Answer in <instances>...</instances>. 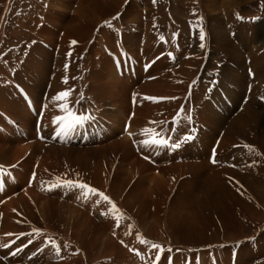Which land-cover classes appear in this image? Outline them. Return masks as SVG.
<instances>
[{"label": "rangeland", "instance_id": "obj_1", "mask_svg": "<svg viewBox=\"0 0 264 264\" xmlns=\"http://www.w3.org/2000/svg\"><path fill=\"white\" fill-rule=\"evenodd\" d=\"M96 1L97 0H92V2L94 3ZM222 1L223 0H219V4H221ZM47 2L48 0H0V25H1V22L3 21L2 19H4V23H3L4 35L0 42V61L3 55L10 52L11 50H17L23 44V42L27 40L30 28L34 27L35 21L38 20V18H39V21L41 20V16H38L40 14V6L43 4H46ZM69 2L70 4L72 2L76 3L77 0H69ZM120 2H122L124 8H127L128 6H130V4L134 5L138 3L136 6L139 8V11L141 13L138 14L139 13L138 12L137 14H133L134 17L136 16V19H133V21H129V22H127L126 19H124L125 16H127L124 12H120V13L118 12V13L113 14L114 16L112 15L111 18H108L109 20L104 19V21L111 22L110 20H113L115 18L114 20L119 19L120 23H123V24H120L119 22H117V25L115 26V25H111V23L105 24V22L103 21L104 23L102 22L99 27L100 29H104L105 34L104 35L102 34L103 37L97 36V34H95L94 38L89 39L87 41V46L88 45L91 46L94 43V45H96V47L98 46L99 48L101 47V44H99L101 42H98L97 40H99L101 37H102L101 38L102 41L104 40L103 38H105V41L107 40L106 41L107 44H105L106 46H104L105 53L103 55V59H104L105 64L103 66H101V60H97L96 59L97 56L96 58L94 57L95 55L93 53L94 48H95L94 46L92 48L93 51H91L89 48H84L82 50L80 49L81 52L79 51V54H78L79 56L74 55L75 60L78 59L80 63L77 65V67L75 65H72L73 68L71 70H67L64 67L62 68V66H60L61 68H58L59 65L55 66L56 64L50 65L48 69H45V72H47V74L49 73L48 78L46 77L47 78L46 88L48 89V91L51 90L50 96L52 95L50 98V102L52 103H50L48 107L50 106L51 110L57 107L58 110L56 108L55 110H57L58 112L57 111L56 112L59 113L60 115H64L61 111H59V108L57 105L63 102L58 101V103L55 104V102L52 100V97L53 96L55 97V94L56 95L58 94L56 90H59L60 89L59 87H66L72 82H78L79 80L83 79L82 81L85 80L84 81L85 83L83 82L84 90H80L82 91L81 93L79 90L76 91L77 94L79 95H76V92L74 93V97L76 98V100L82 101L83 105H81L82 109L80 110L82 111L87 110V112L91 113L92 109L96 107V104H93L92 102L93 100L90 99V96L93 97V95H95V98H94L95 100L96 98L99 97V94H101V98H102L101 104L103 103L104 100L106 99L109 100L110 95H112V98L114 99V101H120V98L123 97L125 98L126 107L128 106V104H130V107H132V110H133L135 101H136V104H137L136 107L140 108L138 113L136 114V111L134 112V110L133 111L130 110L129 112L125 113V118L123 120V118L119 117L121 115H117L120 113L121 108L118 109L114 107H109V105L105 106L103 104L102 105L100 104L102 109H103V106H105L104 108H106L105 111H103V117L100 116V113L99 115H96L97 118L95 117V115L91 114L92 116L91 120L86 121L82 126H78L74 131L69 132L67 135H62L59 137L56 136V133H55V129L58 128V124L53 123L54 119H50V121H52L51 123L54 126L49 124L48 125L49 129H47L48 127L46 125L48 123L46 121L43 122L41 118L40 127L42 130H40L39 128L35 129L36 134L34 138H33V129L29 131L25 130V128L20 126L21 124L18 123L9 114V116H11L12 118L10 119V124H7L5 130H8L10 127V132L8 134L11 133V136H12V132H15V129L17 128L21 135V138L23 139L32 138L33 141L35 138L42 140V131H43V134H44L43 140L39 142L46 143L47 146L53 143L57 145L59 143L64 144V145H70L68 144V141L66 140L68 136L76 137L79 140V142L78 140L76 142L79 144L81 142L80 140L83 138L84 139L83 144H84L85 143L84 136L89 134L87 137V140H88L87 143H89V146L88 148H86V149H89V151H93V150L101 151L102 147H105L108 145L106 147V150L110 155L109 157L105 159L104 158L101 159V161H103L104 164L106 163L105 165H103L106 168V171H108V169L110 168H117V167L122 168L123 165L125 164V169L127 167V170L130 166H133L129 168L130 171L132 172L134 167H135V170H139V168L142 167L141 161L143 162L145 161V163L149 164L153 168H155L156 166L160 167L158 160L164 159L162 156H165V157H169V160L161 163L162 167L164 165L165 166L170 165L171 162L172 164H181V163H189V162L193 163L195 161L194 163L197 162V163L203 164L204 166H209L212 169V171L214 170V171L219 172L220 170L222 171L228 170V172L226 171L227 172L226 174L230 173L231 171L229 169H224V168H228L230 166H232V168L234 167L233 162H231L233 160L232 158H233L234 153L230 150V148L228 149V151L221 150L224 146L223 143L221 142V137H222L224 130L226 129L227 124L226 126L224 123L219 124V126L223 125L224 127L220 128L218 132L216 131H215L216 133L214 132V134L216 135L213 136L212 143L209 146L210 149L207 155L204 157V154L201 153L203 152V146L205 147L206 145L205 140H203V134L208 130L207 126L209 125L206 126L203 123V121L200 119V117L196 114L197 112H196L195 106L197 104L200 105V103L204 105L206 101L200 102L201 96H202V99L205 100L207 99L205 95L208 94L210 96L208 100H211V103H212L211 106L215 109L216 112L217 111L219 112L218 115L228 118L229 119L228 121H230L231 119L232 120L238 119L234 117H238L239 113H241L242 115H245L243 114L244 112L243 105L246 103L252 104L254 102V103H259L260 105H264V92L261 94L262 95L261 98L260 97L257 98L258 100L257 99L252 100L250 98L253 85L256 84V83L250 82L252 79L254 80V73H253L254 70L253 69L251 70L249 67L248 69H246V71L240 70V69L239 70L236 69L234 71V72L238 71L239 73H242V74L247 72L246 75L248 79L247 83L245 84L246 90L244 88V91L246 92H243L242 94V97L243 96L244 97L241 100V104L236 105L235 108L233 107V104L225 96H229V98L231 99L234 93L241 94V92H238L237 88H240L243 82L239 78H237L239 85L235 84L232 86V84L228 83L229 84L228 85L225 81L220 82L221 78L219 76V72H220L219 67L221 66V63L223 61H221V58L219 57L220 54L218 52H214L212 57L215 56V60L211 61L213 63L211 65V68L213 69L212 71L213 72L216 71V74L214 75L210 73L209 75H207L206 73L207 71H204L203 74L199 72L196 78L190 79V80L188 79L189 84H187V87L183 89L184 91L183 90L179 91L176 89V91L175 90L172 91V92H175V94L166 96L167 93H169V88L163 87L161 94H157V93L152 94L149 92H147L146 95L144 94L145 96H143V98L145 97L157 98L155 101H153L149 99H141L139 98V96H136L140 93L136 91L135 87L143 85V81H142L143 78L140 75H138L139 70L147 69V73H148L150 67L156 61H160L161 66H163L164 68H168L166 74L169 73L170 75H172L170 71L178 69L182 61V60L181 61L179 60V66H177V62H178L176 61L178 58V56L176 55L177 54L176 51H178L177 49L179 48L183 50L184 55H185V58L183 59V62H184V60L188 58L189 49L197 37L195 39H191V38L195 34H199V29L201 27L204 30V26L206 25V22L204 23V21L208 16L214 17L215 23L211 21L210 24H212L213 29L216 30L215 33L213 34V37L215 38V43L217 45L216 47H219L220 44H223L222 33H219L221 32V29L219 26L221 25V23L223 22L226 23V21H229L230 26L233 27L235 20H230L232 18H238V22L234 28L233 36H236L238 34L240 35V38L235 40V44H234V41L230 42L228 45V48L245 49V48H248L250 45H252L253 41L256 43L259 40L260 41L258 42V44L264 47V40L260 39L261 36L264 35V32L262 31V29L264 28V0H231L229 4L232 2V5H231L232 7H229V8H231L232 13L230 14L229 18L227 17L226 20L221 19L222 15L226 16V14L223 13V8H224L223 6L222 8L217 7L219 8L217 10L218 14L209 15L207 12H211V11L207 10L204 7H201L197 0H155V3H153V0H127V2L126 0H120ZM148 6H150V9L152 10L151 14H149V17L152 20V24H151V26L153 25L152 31L154 32V34L156 33L155 34L156 38L161 40L165 44H167L171 39L176 40V42L174 41L176 45L168 49L169 50L168 53L159 52L157 53V55L154 56V48H155L154 42L155 41L154 40L152 41L151 39H149V42H146V39L145 41L143 40V36H142L143 34H139L138 30L134 31L136 29V26L138 25V22L145 21L144 19L145 11H143V9L146 10ZM40 23L41 21L39 22V25ZM128 23H131V26H128L131 33H127L123 30V27L128 25ZM207 23H209V21ZM37 25L38 24H36V26ZM193 28L194 30H196L195 34L192 33ZM63 33H64V30L59 29V32L57 33L58 40L59 38H61ZM46 35L47 34H44L41 37H46ZM106 35L109 38H107ZM1 36L2 34H1V26H0V38ZM178 40L182 41L181 44L178 43ZM70 41L73 42L72 39ZM177 45L181 47H178ZM59 46H62L61 40L57 42L56 45L51 44L50 46H48V44L44 43V47L41 50H48V51L54 52L55 54L60 49ZM84 46L85 44L83 42L81 47H84ZM38 47H40V43L34 46V48H38ZM210 48H212V45L210 46ZM209 50H212V49H209ZM149 51H152L153 53H150V55L146 56V52H149ZM17 52H19V50ZM170 53L171 55H169ZM263 53H264V50L260 51L261 55H264ZM24 55H21V58L18 59L19 61L16 60V62L15 61L11 63L9 62L4 65V67L9 66L12 70H15V72H13L11 75L13 76L16 75L19 68H22V66L25 64H28V66L29 64L33 65V60H31L30 58H26ZM165 55L167 59L166 66L164 65ZM244 55H246V52H244ZM74 56L72 57V60H74ZM87 56H90V57H87ZM60 58H61V55H60ZM242 59H244L245 61L247 60V58L243 56H242ZM51 62L53 63V60H51ZM34 64L36 65V63ZM19 65H21V67ZM87 66H89V68H87ZM90 66L92 67V69ZM230 66H232V63H230ZM55 67L58 70L60 69L61 71L60 70L57 71ZM27 71L29 72L28 68L25 70V72H21L22 78L20 77L18 82L16 83L15 92L13 95L19 96L21 98V102L25 104V107L27 108L28 111L29 109H28L26 102L28 100L30 101V104L33 110H34L33 104L35 103L36 104L35 107L37 110L35 109L34 112L35 111H38L37 113L41 112L42 114L41 116L43 117L44 109L47 106L44 108V106H41L37 102H34L32 99L33 94L30 93V90L29 89L27 90L23 86L24 83H22L24 77L29 76L28 78L29 79L31 78L32 80L30 79V81L33 83L31 85L32 87L30 88H33L34 84L37 81L38 75H36V73L40 70L30 71L32 73L31 75H28L29 73ZM51 71L55 73H52ZM91 73L95 74L94 75L95 76L94 78L95 86L92 88V92L90 90L91 89L90 88ZM111 75L113 76L110 77ZM150 75L151 76H148L147 80H149L150 83L152 82V84L154 83L153 87L157 88L159 82L156 80L161 78L159 74V70H157L155 73H153V70H152ZM79 76L80 78L82 77L83 78L80 79ZM233 76H234L233 74L229 76V78H231V81L228 80L229 82L235 81L233 80ZM103 78L104 79L107 78V79L104 80ZM173 80L172 81L175 83V85L177 83H178L177 85H179V82L180 84H182L183 82L181 81H183L184 79L181 78L180 80L179 79H173ZM200 81L203 84L202 89H201L202 91L201 96H200V93L198 92ZM162 82H163V79L161 80V83L159 84L160 86ZM135 83L136 85H134ZM96 86L98 88L97 91H95ZM123 87H125V89L128 88L129 91H126ZM0 89H5V88L2 87ZM104 89L106 92L103 91ZM213 90H215V92L217 93L216 96L222 99L221 101L225 103L224 107L230 108L229 112H227L226 109L222 110L223 108L221 109V104L219 103L217 104L216 100L213 99L211 95ZM53 92H54V95H53ZM61 92H65V91H61ZM178 92L181 94H178ZM195 92H197V95H195L197 100L196 98L194 99L193 97V94ZM127 93L130 95L128 96ZM159 93H160V90H159ZM122 94L123 95L126 94L127 96H122ZM43 96L46 97V93H44ZM133 97H135V100L133 99ZM5 99L6 98L3 97V100L1 99L0 102H3ZM131 100L134 101V104H132ZM69 102L70 101L68 100V103ZM89 102H90V107H87V104ZM238 102L240 103V100H238ZM52 104H54V107ZM9 105H10L8 106L9 108H7L6 106L0 104V109H3L6 112H9L11 107H13V102L9 103ZM161 105L163 106L161 107ZM181 109L183 110L181 111ZM55 110H53V112L51 111L52 115L54 114L56 116L59 115V114H56ZM140 111L144 113L142 114L140 113ZM29 113L31 115H35V114H32L30 111ZM2 114L3 112L0 111V117L2 116ZM114 115L116 116L114 117ZM132 116H135L137 121L134 125L128 127V121L132 118ZM115 118L116 119L119 118V120L123 121V123L119 120H116ZM261 118H262V115H260L259 117L253 116L248 120L250 121V124H248V126H250L253 131L252 138L248 140L252 142L248 144L249 146L253 147V143L257 144V142L264 143V127L262 126V123H261V122H264V120H262ZM0 120L4 124L3 119L0 118ZM153 121H155L156 123H151ZM12 125H15V126L13 127ZM51 126L53 127V129ZM126 127H127V131L125 130ZM145 128L156 129L157 132H160L162 130L163 135L166 138H170L169 144L167 146H160V147H153V148L143 147L139 143V141L145 138H150V137H147L141 134V130ZM172 129H175V131H172ZM47 130L49 131L47 132ZM202 130H204L203 133H202ZM126 132L127 134H125ZM129 132L131 133L133 132V135L130 136ZM8 134L7 132L4 131V129L0 130V140H4L8 136ZM14 136L15 138H17L15 134ZM185 136H190L191 139H188L187 141H185L183 139ZM117 141L119 142L118 144L116 143ZM23 142H27V140ZM124 142L125 143L127 142V147H124ZM173 142L179 143L180 147L173 148L172 147ZM14 144H16V142H14ZM79 144L78 145L75 144V147H77V149L74 151L75 157L77 155L76 153L79 152L78 151L79 148L83 149L81 147L84 146V145L83 146L81 145V147H79L80 146ZM110 145L112 146L110 147ZM207 145H208V142H207ZM244 146L246 147V144ZM112 147L113 149H111ZM237 147L239 151H241V149L243 148V145L242 144L233 145V149L236 150ZM246 148L249 149L248 147ZM188 149H195L194 151H196L195 152L196 157L193 158L190 156V158H186L185 154L183 153L184 151ZM146 156L148 157V159H145ZM87 157L88 156H86L85 160H87ZM136 157L138 158V160ZM94 158H95V155H94ZM213 158L217 161L216 163L212 162ZM106 160L108 161L106 162ZM36 161L38 160H34V161L31 160L29 169L27 170L25 174V177L26 176L29 177L26 185H30L33 180L32 179L33 176L31 177L30 171L32 170L33 167L36 168L35 166L37 165ZM55 161H56L55 167L48 168L47 166H45V168H42V170L44 169L45 175L43 174L40 177H53V179L55 180H57V178L59 177L61 181L72 180V181L84 182L88 184L89 186H91L89 182V179L91 181V179L93 178L91 176H89V179L88 177L86 179L85 176L81 177L82 180L73 179V177L75 176H71V174L73 173L75 174V172L68 171L65 165V163L68 161V155L65 152H60L56 154ZM254 162L257 166L264 163V149L262 146H261L259 155L254 158ZM20 163L21 162H19L18 160L17 162L11 165L13 166L15 164L17 167H19L18 165ZM94 163H97V162H94ZM69 164H70L69 168L76 167L75 160H71ZM12 166L11 168L10 167L6 168L5 166H3L2 169H6V170L0 172L2 175V178L6 177L5 179H7L9 176L11 177L10 182H4V181H2V183L0 182V195H4L7 193L6 184L8 183L11 186V189H14L17 187V182L19 179V177L17 176H20V173L23 171H20V168L18 170L17 167H12ZM239 169H242V168H239ZM206 170L209 171V169L205 168L204 171ZM233 170L237 173V175H234L232 173L233 176H231V174L226 176L225 174L223 175V173L222 174L218 173L221 176L218 178H220L221 185H222V193L225 194V196L222 202L223 205L221 209L214 213L210 221L198 219V217H196V214H194L190 210V208H188L187 204H185V202L183 201V198L186 196L188 189L181 191L184 194L183 197H180V193L176 192L177 191L176 187L179 185V182H181V180L184 179L183 177L184 175L177 176V174L176 175L174 174L173 175L175 179L174 181L164 180L163 181L164 184L162 185L163 190L167 192L168 188L172 189V192H170L169 194V198H167L166 200L167 202L165 201L162 207H160V210L157 211L155 214H153L152 217L148 218L147 216L145 220L138 223V226L135 227V232H134V235L136 237L133 239L131 238L132 236L130 237V235L132 234V231L129 228L130 223L128 224V222H130V218H129L130 215L125 209L120 208L116 199L112 198V196L109 195L105 190L98 189L101 192L104 191L103 193L109 196L119 209V212L115 214L114 218L111 212V206L107 202H104V201L97 202L99 199L98 197H96L97 200L90 201L88 200V197L92 195H89L85 199L80 192L81 190L78 188H74V189L68 188L67 191L62 192L61 194L65 196L67 193H73V194L75 193L77 195V198H80V199H77L78 203H76V206L74 207L75 211L79 213H83V215L87 214L88 215L87 217L90 218L91 221H93V218H96V220L97 218L98 220H102L106 218H108L109 220H113L112 225L109 230L110 232L109 234L113 238H116V241H118L115 244L116 248L113 250V253L117 255L116 256L117 258H119L118 262L116 261L114 262V259H113L112 260L113 264H121L120 262H126V261L128 263L129 261H133V260H136V261L138 260L136 264H153L157 250L153 249L151 252H149L151 243L161 245L163 248V252L160 254L159 264H182V263L183 264H244L248 261L257 259L258 257H264V248L261 247V249H257L258 244L261 243V240L264 241V195L261 198V200H259L258 197H256L254 194L256 193L255 191L256 187L261 190L262 184L264 185V177H257V179H255V177H247V175L243 172L238 173L236 167H234ZM143 173H144L143 174L144 176L146 172L144 171ZM103 175L104 174H101V176ZM30 178L31 180L29 181ZM19 185L21 184L19 183ZM148 185L150 184L148 183ZM175 185L177 186L175 187ZM40 186H42V184ZM192 187L193 186H191V188ZM93 188L96 189V187L94 186ZM126 188L128 190L130 188V185L127 186ZM192 189L194 193H192L191 191L188 193L194 195L195 188H192ZM197 192H198L197 195L199 196L202 194L199 192L198 189H197ZM18 193H21V189L17 191V194ZM174 193H178V194L173 195ZM149 195H151V192L148 191V195H146L147 197H145V203L147 207L146 210H149V213L151 212L154 213L155 211L154 207H156L157 204L153 203L152 201L153 198H150V199L148 198ZM157 196L159 197V195ZM59 197H61V195H59ZM200 197H203V196H200ZM171 199L172 201L169 202ZM4 200L5 199L0 201V204L4 202ZM150 200L152 203L150 202ZM133 201L134 200L131 198L128 202L133 203ZM120 202H122V199ZM148 202L151 205H149ZM134 204L135 202L133 203V205ZM133 205L131 206V212L134 209L139 213V215H137L138 217L136 216V218H138L137 220L139 221L141 220L142 216L145 215V212H144L145 210L141 209L139 211V208L141 207V205L139 206V208H138V205H134V206ZM105 207L106 208L108 207V208L106 209ZM224 208L225 210L222 211V209ZM136 211H134L135 215L137 213ZM102 212L108 213V214L102 215L101 214ZM117 215L120 217L119 218L120 229L119 227L116 226ZM41 216H42L41 213L39 214L38 212L37 217L40 220L44 221ZM64 218H68L67 215ZM202 221H206L205 225L210 223L211 226L200 225V222ZM25 223L26 221H21L20 223L16 224V226L22 225ZM7 225H8L7 223H4L3 228L1 227L0 230L3 232L5 237L10 239L6 242L7 243L6 245H10V246L2 247V248L4 249V252L10 249H12L13 251L11 250L7 254H3L4 252L0 254V260H2L4 264H14L15 262H19V263L24 262V256H26L29 259V261H32L33 264L34 263L37 264V262L38 264H44L46 262V261L44 262V259H45L44 253L48 249L50 251L49 256L51 257L52 263L53 261L58 262L59 260H61V256H60L62 252L61 246L64 247L65 249L67 247V244H69L65 241L61 242L62 238H64L65 240L69 239L65 234L56 235L55 237H52L50 235L47 236V232L45 231V229L40 226H39L40 228H36V229L42 230V234H38L34 232L33 231L34 229H31L30 231L28 230L25 232H23L24 230L12 231L11 228L7 227ZM141 226H143V230H141L140 228ZM113 229L117 230L118 232L113 231ZM127 229L130 230L131 234L125 237L127 233ZM146 229H150V232L152 233L151 237H148ZM138 231L141 233H139ZM114 232H115V235H113ZM28 233H31V235H27ZM7 234H12V235H7ZM137 234H139V236ZM12 236H15L14 239ZM140 237H142L143 239H146L149 243L143 244V243L138 242ZM17 238L18 240L16 241ZM27 238L28 240H31L32 242L31 243H29V241L26 242ZM49 238H51V240L55 241V243L59 245L60 247L59 254L56 253L55 247H53L51 244L48 243ZM126 238H130V239L126 240ZM20 240H23V241L19 243ZM13 241L15 242L13 243ZM121 241H123V244H121ZM25 245H28V246L24 247ZM253 247L256 248L257 251L247 254L248 250ZM16 248H22V251L17 252ZM130 249H133L134 251H130ZM169 249H171V251H169ZM13 252H15L16 254L12 255ZM137 252H139L140 255H137ZM23 254L24 256H22ZM16 255L18 257H16ZM34 256L38 257L39 260L37 262H34L37 260L36 257ZM141 256H143L144 258L141 259ZM208 258L210 259L208 260ZM96 260L97 259H95V262ZM108 261L110 260L108 259ZM257 261H261V259ZM45 264H48V263L46 262Z\"/></svg>", "mask_w": 264, "mask_h": 264}, {"label": "bare ground", "instance_id": "obj_2", "mask_svg": "<svg viewBox=\"0 0 264 264\" xmlns=\"http://www.w3.org/2000/svg\"><path fill=\"white\" fill-rule=\"evenodd\" d=\"M197 1L201 7H204L207 10L211 11V12H207L209 15L218 14L217 10L219 8H217V7L222 8V6H223L224 7L223 13H225L226 16L222 15V17H221L222 20H226L227 17L229 18L230 14L232 13L231 8H229V7H232L231 5H232L233 1L229 4V2L231 0H223L221 4H219V0H197ZM74 2H72L70 4L69 0H48V2L46 4L41 5L40 6V14L38 15V16H41L40 25H39L40 21L38 18V20L35 21L34 27L30 28L27 40L24 41L23 44L17 50H11L10 52L3 55L1 58V61H0V88H2V87L5 88V89H0V100L1 99L3 100V97L6 98L3 102H0V104L9 108L8 107V106H10L9 103L13 102V107H11L10 110L8 109L9 112H6L3 109H0V111H2L3 114H7V115L10 114L18 123L21 124L20 126L25 128V130L29 131V130L33 129V138L35 137V134H36L35 129H37V124H39L38 128L40 130H42L40 127L41 126V119H40V121L39 120L37 121L38 116L42 115V114H41V112L37 113L38 111L34 112V110L36 109V107H35L36 104L35 103L33 104V107H34V110H33L31 107L30 101L28 100L26 102L28 109L32 114H35V115H31L29 113V111L27 110V108L25 107V104L21 102V98L19 96L13 95L15 92L16 83L18 82L19 78L22 76L21 72H25V70L28 68L29 69V72L27 71L29 73L28 75H31L32 73L30 71L40 70L36 73V75H38V76H37V81L34 84L33 88H30V87H32L31 85L33 83L30 81L31 78L30 79L28 78L29 76H26V77L23 76L24 79H23L22 83H24L23 86L27 90L29 89L30 93L33 94L32 99L34 102H37L39 105L44 106V108L47 106L44 109L43 117L41 116V118H42L43 122L46 121L48 123V124L46 123L47 124L46 126L48 127L47 129H49L48 125L49 124L53 125L51 123L52 121H50V119H54L53 116L55 115L54 113H53L54 115H52V112H53V110H55V108L57 109V107H55L53 110L50 109V106L48 107V105H50V103H52V102H50V98L52 95L50 96L51 90L48 91V89L46 88V83H47L46 80L49 76V73L47 74V72H45V69H48L50 65L56 64L55 66L59 65L58 68H61L60 66H62V68L64 67L67 70H71L73 68L72 65H75L77 67V65L80 63L78 61V59L75 60V56L79 54L80 49L82 50L84 48H89L91 51H93L92 48L94 46H95L94 51H93V53L95 54L94 57L96 58V56H97L96 59L101 60V66H103L105 64L104 59H103V55L105 53L104 52L105 51L104 46H106L105 44H107V42H106L107 40L105 41V38H103L104 40L102 41V39H101L103 37V35L105 34V32H104V29L99 28L100 24L104 21V19L109 20L108 18H111V16L113 14L118 13V12L119 13L124 12L127 15L124 18V19H126L127 22L133 21V19H136V16L134 17L133 14H137L138 12H139L138 14L141 13L139 11V8L136 6L138 3L134 4V5L130 4V6H128L127 8H124L123 4H122V2H120V0H97L95 3L92 2V0H77L76 3H74ZM90 6H91V8H90ZM143 11H145V14H144L145 21L144 22H138V25L136 26V29L134 31L138 30L139 34H143L142 35L143 40L145 41V39H146V42H149V39H151L152 41L153 40L155 41L154 42V47H155L154 48V56L157 55V53H159V52H161V53L167 52L168 53V51H169L168 49H170L176 45L175 44L176 40L171 39L167 44H165L161 40L157 39L155 36L156 33L154 34V32L152 31L153 30L152 29L153 25L151 26L152 20L149 17V14H151V12H152V10L150 9V6H148L146 8V10L143 9ZM2 20L3 21L1 22V25H0L1 26V34H2V36L0 38V42H1L2 37L4 35V25H3L4 19H2ZM230 20H235L233 27L230 26L229 21H226V23L223 22L219 26L221 29V32H219V33H222V39H223V44H220L219 47H216L217 45L215 43V38L213 37V34L215 33L216 30H214L212 24H210L211 21L215 23L213 16H208L204 21V23L206 22V25L204 26L205 39L203 42L200 41L199 34H195L196 30H194V28H193L192 33L195 35L191 39H195L196 37L197 38L192 43V45L189 49V52H188L189 53L188 58H186V60H184V62H183V59L185 58V55H184L183 50L179 49V48L177 49L178 50V51H176V53H177L176 55L178 56V58L176 60V61H178L177 66H179V60L180 61L182 60V61H181V65L178 67V69L174 68L175 70L170 71L172 75H170L169 73L166 74L168 68H164L163 66H161L160 61H156L150 67L148 73H147V69L146 70H142V69L139 70L138 75H140L143 78V80H142L143 85L135 87L136 91L138 93H140L136 96H139V98L144 99L143 96H145L147 92L152 93V94H155V93L161 94L163 87L169 88V93H167L166 96L173 95V94H175V92H172V91H174V90L176 91V89L180 91V90H183L184 88H186L187 84H189L188 79L190 80V79L196 78L198 76L199 72L201 74H203L204 71H207L206 72L207 75H209L210 73L215 75L216 71H214V72L212 71L213 69L211 68V65L213 63L211 61L215 60V56L212 57L214 52H218L220 54L219 57L221 58V61H223L221 63V66L219 67V71H220L219 76L221 78L220 82L225 81L227 84L228 83L232 84V86L235 84H238L237 78L241 79V81L243 82L242 86L240 88H237L238 92H241V94L234 93L232 95L231 99L229 98V96H225L233 104V107L235 108L236 105L241 104V100L244 97V96L242 97V94H243V92H246V91H244L245 84L248 81L247 75H246L247 72H245L243 74L239 73L238 71L234 72L236 69L246 71V69H248L250 67L251 70L252 69L254 70V72H253L254 73V80L252 79L250 82L256 83V84L253 85L250 98L252 100L257 99L258 97L261 98L262 97L261 94L264 92V86H263L264 85V55H261L262 53L260 54V51L264 50V47H262L258 44V42L260 41L259 40L256 43L253 41V44L250 45L248 48H245V49L228 48V45L230 42L234 41V44H235V40L240 38V35H238V34L236 36H233L234 28L238 22V18H232ZM110 21H111L110 22L111 25H115V26L117 25V22L120 23L119 19H116V20L113 19ZM126 21H125V23H126ZM208 21H209V23H207ZM36 24H38V25L36 26ZM120 24H123V23H120ZM128 26H131V23H128V25L123 27V30L127 33H131ZM256 26H258V25H256ZM59 29H61V30L63 29L64 33L61 36V38H59V40H58L57 33L59 32ZM155 31H156V29H155ZM262 31L264 32V28L262 29ZM44 34H47L46 37H41ZM95 34H97V36H102L99 40H97L98 42H101V43H99V44H101V47H99V48H98V46L96 47V45H94V43L91 46H89V45L87 46V41L89 39L94 38ZM148 37H150V38H148ZM107 38H109V37L107 36ZM71 39L73 41H75L76 43H72V41H70ZM260 39L264 40V35H262ZM60 40H61L62 46H59L60 49L58 50L57 53L54 54V52H51L48 50H41L44 47V43L48 44V46H50L51 44L56 45V43L59 42ZM83 42H84L85 46L81 47ZM181 42H182L181 40L180 41L178 40L179 44H181ZM39 43H40V47L34 48V46L36 44H39ZM201 43H203L205 45L204 49H202L200 47ZM211 45H212V48H210ZM178 47H181V46H178ZM130 48H132V47H130ZM209 49H212V50H209ZM18 50H19V52H17ZM244 52H246V55H244ZM150 53H153V52L152 51L146 52V56L150 55ZM21 55H24L26 58H30L31 60H33V65L32 64H29V66H28V64L23 65L22 68H19L16 75L13 76L11 74L13 72H15V70H12L9 66L4 67V65L6 63H9V62L10 63L14 62V61L16 62V60L21 58ZM60 55H61V58H60ZM73 56H74V60H72ZM242 56L246 57L247 60L245 61L244 59H242ZM87 57H90V56H87ZM206 57H207V59H206ZM59 58H60V60H59ZM78 58H80V57H78ZM156 58H158V57H156ZM84 59H85V57H84ZM51 60H53V63L51 62ZM166 62H167V59H166V55H165L164 56V65L165 66L167 65ZM34 63H36V65ZM230 63H232V66H230ZM87 64H88V62H87ZM19 66L21 67V65H19ZM15 67H17V66H15ZM96 67H98V66H96ZM87 68H89V66H87ZM91 69H92V67H91ZM258 69H260V70H258ZM56 70L59 71L60 69L58 70L56 68ZM152 70H153V73H155L157 70H159V74L161 77L160 79L156 80L159 82L157 88L153 87L154 83L152 84V82L150 83V81L147 80L148 76H151L150 73L152 72ZM94 72H96V71H94ZM52 73H55V72H52ZM76 73H78V72H76ZM231 74L234 75L233 76V80H235L234 82L228 81V80L231 81V78H229V76H231ZM94 75L95 74H93V73H91V75H90V88H91L90 90H91V92H92V88L95 86L94 85V78H95ZM112 76L113 75H111L110 77H112ZM79 78H80V76H79ZM82 78H80V79H82ZM181 78L184 79L181 82H183L185 84H183V83L180 84V82H179V85H177L178 83L175 85V83L173 82L175 80H173V79H179L180 80ZM105 79H107V78H105ZM162 79H163V82L160 86L159 84L161 83ZM82 80H79L78 82H72L69 85H67L66 87H59L60 89L56 90L57 93H61V91L71 90V96L67 98V100L70 101L68 104H69V106L74 105L77 113L82 112V110H80V109H82L81 105H83V104H82L81 100H79V103L76 102L77 100L74 97V93L78 90L79 91L84 90L83 85L85 83L84 82L85 80L84 81H82ZM108 80H110V79H108ZM96 82H97V80H96ZM175 82H177V81H175ZM134 85H136V83ZM202 86H203V84L200 81L199 82V90H198V92L200 93V96L202 95V91H201ZM215 87H217V86H215ZM123 88L125 89V87H123ZM213 88H214V86H213ZM97 90H98V88L96 86L95 91H97ZM125 90L129 91L128 88H126ZM132 90H133V88H132ZM159 90H160V93H159ZM215 90H213V92L211 94L213 99L216 100L217 104L218 103L221 104V109L223 108L222 110L226 109L227 112H229L230 108L224 107L225 103L223 101H221L222 99H220L216 96L217 93L215 92ZM245 90H246V88H245ZM103 91L106 92L105 89ZM81 92L82 91H80V93ZM209 92H210V90H209ZM44 93H46V97L43 96ZM178 94H181V93L178 92ZM53 95H54V92H53ZM76 95H79V94H77V92H76ZM127 95L129 96L130 94L127 93ZM127 95L122 94V96H127ZM184 95H185V93H184ZM195 95H197V92H195L193 94L194 99L196 98ZM55 96H56V94H55ZM205 96L207 99L203 100L202 96H201L200 102L206 101V103L204 105L200 103V105L197 104L195 106L196 112H197L196 114L200 117V119L203 121V123L206 126L209 125V126H207L208 130L203 134V140H205L206 145H205V147L203 146V152H201V153L204 154V157L207 155V153L210 149L209 146L213 140V136L216 135V134H214V132L215 131L218 132V130L220 128L224 127L223 125L219 126V124L224 123L225 126L227 124L226 129L224 130L222 137H221V142L224 145L221 150L228 151V149L230 148V150L234 153L233 158H232L233 160L231 162H233V166L237 168L238 173L243 172L247 175V177H255V179H257V177H264V163L257 166L254 162V158L257 157L260 153L261 146L264 149V143L263 142H259V143L257 142V144L253 143V147L251 148V150L247 149L244 146L245 144L248 145V144L252 143V142L248 141L253 136V131H252L251 127L248 126V124H250V121H248V120L253 116L259 117L260 115H262L261 119L264 120V105H260L259 103H254V102L252 104L246 103L247 105L246 104L243 105V111H244L243 114H245V115H242L241 113H239L238 117H234V118H238V119H236V120L231 119L232 121L231 120L228 121L229 120L228 118H225V117L218 115L219 112L218 111L216 112L215 109L211 106V104H212L211 100H208L210 98V96L208 94H206ZM94 98H95V95H93V97L90 96V99L93 100L92 102H93V104H96V107L94 108L95 110L92 109V111L91 110L90 111H91V114L95 115L96 118H97L96 115H99V113H100V116L103 117V111H105L106 108H104V107L106 105H109V107H114V108H118V109L121 108L120 113L117 115H121L119 117L123 118V120L125 118V113L132 110V107H130V104H128V106L126 107L125 98H123V97L120 98V101H114V99L112 98V95H110V98H112V99L109 98V100L106 99L103 101L102 104L105 105V106H103V109L101 108V105H102L101 104V100H102L101 94H99V97L96 98L95 100H94ZM133 99L135 100V97H133ZM196 100H197V98H196ZM238 100H240V103L238 102ZM85 101H86V99H85ZM131 101H132V104H134V101L133 100H131ZM188 101H189V99H188ZM56 103H58V102H55V104ZM196 103H198V102H196ZM52 105L54 107V104H52ZM136 105L137 104L135 101V105H134L133 110H134V112L136 111V114H137L140 108L136 107ZM162 106L163 105H161V107ZM87 107H90V102L87 104ZM32 110H33V112H32ZM57 110H55V112ZM141 111H140V113H142ZM57 112H56V114H59ZM110 113H111V111H110ZM115 116L116 115H114V117ZM54 117H56V115ZM116 120H119V118H117ZM119 121H121V120H119ZM136 121H137L136 117L132 116V118L128 121V127L134 125L136 123ZM121 122L123 123V121H121ZM261 123H262V126L264 127V122H261ZM7 124L8 123L6 121H4V128L3 129L8 134L10 132V127L8 130H5ZM123 125H125V124H123ZM12 126L14 127L15 125H12ZM52 129H53V127H52ZM48 131L49 130H47V132ZM203 131L204 130H202V133H203ZM13 133L17 136V138H15ZM125 134H127V132ZM132 134H133V132H132ZM45 135H47V134H45ZM88 135L89 134L84 136V138H85L84 144H83V140H84L83 138L80 140L81 142L79 144L76 142L78 140L76 137L68 136L66 140L68 141V144H70V145H64L61 143H59L57 145V144L53 143V144H49L47 146L46 143L39 142V141L43 140V137H44L43 131H42V140L35 138L33 141L32 138H27V139L21 138V135H20L18 129L16 128L15 132H12V136L10 133V134H8V136L4 140H0V163H1V165L5 166L7 168V167H10L11 164H13L19 160V162H21L18 165L19 167H17L15 164L13 166L12 165L11 166L17 167L18 170L20 168V171H23L20 173L21 177L17 176V177H19L18 182L16 180L17 187L14 189H11V186L8 183V184H6L7 193L4 195H0V201L5 199L4 202H2L0 204V228L1 227L3 228L4 223H7L8 224L7 227L11 228L12 231L24 230L23 232H25L28 230L30 231L31 229H36V228L42 227L47 232V236L50 235L52 237H55L56 235L65 234L69 239L65 240L64 238H62L61 242L65 241L69 244H67V247L65 249H64V247L61 246V251H62L60 254L61 260H59L58 262L53 261V263H52L51 257L49 256L50 251L48 249L44 253V257H45L44 262L46 261L48 264H50V263L51 264H113L112 263L113 259H114V262L115 261L118 262V259H119L116 257L117 255L113 253V250L116 248L115 244L118 241H116V238H113L109 234L110 233L109 230H110V227L112 225L113 220H109L108 218L102 219V220H98V218H97V220H96V218H93L94 222L91 221V219L87 217L88 216L87 214L83 215V213H79V212L75 211L74 207L76 206V203H78L77 199H80V198H77V195L75 193L74 194L73 193H67L65 196H63L61 193L67 191L68 188L62 187V186L52 188V190H48L49 189L48 186L52 183H56L57 180L53 179V177H40L43 174L45 175L44 169L42 170V168H45V166H47L48 168L55 167V162H56L55 161V155L60 153V152H65L68 155V161L65 163V165H66L68 171L75 172V174L73 173L74 175L71 174V176H75V177H73L74 180H82L81 177H83V176H85L86 179H87V177L89 179V176L93 177L91 179V181L89 179L91 187L94 186V187H96V189L105 190L109 195L112 196V198L116 199L120 208L125 209L128 212V214L130 215V217H129L130 222H128V224L130 223L129 228L132 231V234L130 235V237L132 236L131 237L132 239L136 237L134 235V232H135V227L138 226V223L145 220L147 218V216H148V218L152 217L153 214H155L157 211L160 210V207H162V205L165 203L167 198H169V194H170V192H172V189L168 188L167 192L163 190L162 185L164 184V182H163L164 180L174 181L175 180L173 177L174 174L175 175L177 174V176L178 175H182V176L184 175L183 176L184 179H182L181 182H179V185L178 186L175 185V187L177 186L176 192H179L180 197H183L184 194L181 191L188 189L186 196L183 198V201L185 202V204H187L188 208H190V210L194 214H196V217H198V219L210 221L212 219V216L214 215V213L221 209V207L223 205L222 202H223L224 196H225V194L222 193L221 181H220V178H218L221 176L219 174L223 173V175L225 174L226 176L230 175V174H231V176H233V174L237 175V173L233 170L234 167L232 168V166H230L228 168H224V169H229L231 171L230 173L226 174L228 172V170H224V171L220 170L219 172L214 171V170L212 171V169L209 166H204L203 164H200L197 162L194 163L195 161L193 163L189 162V163H181V164H172V162H171L170 165H167V166L164 165L162 167L161 163L169 160V157H165V156H162L164 159L158 160L160 167L156 166L157 168L156 167L153 168L149 164L145 163V161L144 162L141 161L142 167L139 168V170H135V167H134L133 171L131 172L129 168H131L133 166H130L127 170V167L125 169V164H124L122 168H118V167L117 168H110V169H108V171H106V168L103 166L106 163L104 164V162L101 161V159H103V158L105 159V158L109 157L110 154L106 150V147L108 145L105 147H102L101 151L100 150L89 151V149H86L89 146V143H87L88 142V140H87ZM49 136H51V135H49ZM71 138H73V139H71ZM25 140H27V142H23ZM118 141L116 142L117 144L119 143ZM125 141H126V139H125ZM14 142H16V144H14ZM78 142H79V140H78ZM199 142H201V141H199ZM207 142H208V145H207ZM75 144L76 145L79 144L80 145L79 147H81V145L82 146L84 145L83 147H81L83 149L79 148V150H78L79 152L76 153L77 154L76 157L74 154V151L77 149V147H75ZM235 144H242L243 145V148L241 149V151H239L238 147L236 148V150L233 149V145H235ZM111 146L112 145H110V147ZM198 146H197V148H198ZM124 147H127V142L126 143L124 142ZM111 149H113V147ZM115 150H117V149H115ZM194 150L195 149H188V150L184 151L183 154H185L186 158H190V156L194 158V157H196L195 156L196 151H194ZM128 151H129V149H128ZM94 155H95V158H94ZM145 155H147V154H145ZM86 156H88L87 160H85ZM129 159H131V158H129ZM31 160H33V161L38 160V161H36L37 162L36 163L37 165H35L36 168H34V167L32 168V170H31L32 173L30 171L31 177L33 176V174H35V179L32 180L30 185H26L29 177H27V176L25 177V174H26L27 170L29 169V166L31 164ZM71 160L76 161V167L69 168L70 167L69 163L71 162ZM137 160H138V158H137ZM107 161L108 160H106V162ZM94 162H97V163H94ZM135 163H137V162H135ZM139 166H140V164H139ZM119 167H120V165H119ZM205 168L209 169V171H207V170L204 171ZM239 168H242V169H239ZM5 170L6 169H0V172L5 171ZM49 171H51V170H49ZM144 171L146 173L143 176ZM101 174H104V175L101 176ZM0 176H1L0 177L1 183H2V181H4V182H10L11 181L10 176L7 179H5L6 177L2 178L1 174H0ZM136 176H138V177H136ZM186 177H188V178H186ZM30 180H31V178L29 179V181ZM62 180H64V179H62ZM252 180H253V178H252ZM147 181L150 185H148ZM19 183L21 185H19ZM41 184H42V186H40ZM129 185H130V188L127 190L126 187ZM147 186H149V187H147ZM191 186H193L192 188H195V194L194 195L188 193L190 191L192 193H194ZM19 189H21V193L17 194V191ZM197 189L199 190L200 193H202L200 196H203V197H200L199 195H197L198 194ZM148 191L151 192V195H149L148 198L149 199L153 198V200H152L153 203L157 204L156 207H154L155 208L154 213L153 212L149 213V210H146L147 207H146V203H145V197H147L146 195H148ZM255 191H256V193H254L255 196L258 197L259 200H261V198L264 195L263 194L264 193V185L262 184L261 190L256 187ZM176 194H178V193H174L173 195H176ZM59 195H61V197H59ZM157 195H159V197ZM90 197H88V200H90V201L97 200L96 196L92 195ZM131 198L134 200L133 203L135 202L134 205H138V208L141 205V207L139 208V211L141 209L145 210L144 211L145 215L142 214L143 216H142L141 220H139V221L137 220L138 218H136V216L139 215V213L134 209L131 212V206L133 205V203L128 202ZM158 198H159V200H158ZM121 199H122V202H120ZM156 200H158V201H156ZM171 201H172V199L169 202H171ZM150 202H151V200H150ZM252 204H254V203H252ZM149 205H151V204L149 203ZM103 208H104V206H103ZM224 210H225V208L222 209V211H224ZM104 211H105V209H104ZM134 211L137 212L136 215H135ZM38 212H39V214L41 213V215H42L41 217L43 218L44 221L40 220L37 217ZM66 215L68 218H64V217H66ZM114 217H115V215H113V218ZM21 221H26V223L16 226V224L20 223ZM206 221H202L203 223L200 222V225H205ZM205 226H211V224L208 223ZM140 228H141V230H143V226H141ZM119 229H120V227H119ZM130 230L127 229V233L130 232ZM113 231L118 232L117 230H114V229H113ZM146 232L148 234V237H151L152 233L150 232V229H146ZM139 233H141V232H139ZM137 235L139 236V234H137ZM15 236H12L13 239ZM125 237H127V235ZM129 239L130 238H126V240H129ZM8 240H10V239L5 237L3 232L0 230V245H4V244L6 245L7 244L6 242ZM17 240H18V238L16 239V241ZM35 240H36V238H35ZM134 240H136V239H134ZM21 241H23V240H20L19 243H21ZM27 241H29L28 238H27L26 242ZM23 244H21V245H23ZM16 245H18V244H16ZM61 245H62V243H61ZM38 246H39V244H38ZM261 247L264 248V241L263 240H261V243L258 244L257 249H261ZM257 249L253 247V248L248 250L247 254L251 253V252H256ZM11 250L12 249L4 252V249L2 247H0V254H2L3 252H4L3 254H7ZM14 250H15V248H14ZM22 256H24V254ZM16 257H18V256L16 255ZM34 257H36V256H34ZM202 258H204V257H202ZM36 259L37 260L34 262H37L39 260L38 257H36ZM95 259H97L96 262H95ZM108 259L110 261H108ZM209 259L210 258H208V260ZM259 259H261V261H257ZM133 261H129L128 263H127V261L126 262H120V263L121 264H136L138 260L137 261L133 260ZM31 263L33 264L32 261H29V259L26 256H24V262H21V263L15 262L14 264H31ZM0 264H4L2 260H0ZM34 264H36V263H34ZM37 264H38V262H37ZM244 264H264V257H258L257 259L252 260V261H248Z\"/></svg>", "mask_w": 264, "mask_h": 264}, {"label": "snow or ice", "instance_id": "obj_3", "mask_svg": "<svg viewBox=\"0 0 264 264\" xmlns=\"http://www.w3.org/2000/svg\"><path fill=\"white\" fill-rule=\"evenodd\" d=\"M126 2H127V0H126ZM153 3H155V0H153ZM105 24H110V22L106 21ZM199 39L201 42H203L205 39V33H204V30L202 27L199 29ZM72 43H76V42L73 41ZM200 47L204 48L205 45L203 43H201ZM169 55H171V53ZM70 96H71V90H68L65 92L58 93L55 97H52V100L54 102L63 101V103L58 104V108L62 113H64V115H58V116L54 117V120H53L54 124H58V128L55 129L56 136H58V137L62 136V135H67L69 132L74 131L78 126H82L86 121H89L92 119L91 113L87 112V110H84L82 112L77 113L74 105L69 106L67 98ZM144 99H149V100L155 101L157 98L145 97ZM77 103H79V101H77ZM182 110L183 109H181V111ZM151 123H156V122L153 121ZM125 130L127 131V127ZM172 131H175V129H172ZM141 134L144 136L150 137V138H145V139H142L141 141H139V143L145 148L167 146L169 144L170 138H166L163 135L162 130L160 132H157L156 129L145 128V129L141 130ZM129 135L131 136L133 134L131 132H129ZM183 139L185 141H187L188 139H191V137L185 136ZM172 147L173 148H179L180 144L179 143H173ZM246 147H248L250 150L252 148V146H247V145H246ZM145 159H148V157L146 156ZM212 162L216 163L217 161L213 158ZM2 168H3V166L0 165V169H2ZM32 179H35V174H33ZM60 186L67 187V188H78L81 190V194L83 195L84 198H87L89 195H93V196H96L99 198L97 202H100V201L107 202L111 206V212L113 215H115L116 213L119 212L118 207L111 200L110 197H108L103 192L89 186L88 184H86L84 182H78V181H72V180L61 181L60 178L58 177L57 182L50 184L48 190H52V188L60 187ZM101 214L107 215L108 213L102 212ZM119 218H120L119 216L116 217V219H117L116 226L117 227H119ZM33 231L38 233V234H42V230H40V229H34ZM130 234H131L130 232L126 233V235H130ZM7 235H12V234H7ZM27 235H31V233H28ZM113 235H115V232L113 233ZM14 242L15 241H13V243ZM31 242L32 241L29 240V243H31ZM139 242L143 243V244L149 243L146 239H143L142 237L139 238ZM48 243L51 244L53 247H55L56 253L59 254V251H60L59 245H57L55 243V241L51 240V238H49ZM121 244H123V241H121ZM9 246L10 245H0V247H9ZM26 246L27 245H25L24 247H26ZM125 246H127V245H125ZM153 249L157 250L153 264H159L160 254L163 252V248L161 245L151 243V246L149 248V252H151ZM18 251H22V248H17V252ZM130 251H134V250L130 249ZM169 251H171V249H169ZM12 254L15 255L16 253L14 252ZM137 255H140V253L137 252ZM143 258L144 257L141 256V259H143Z\"/></svg>", "mask_w": 264, "mask_h": 264}]
</instances>
